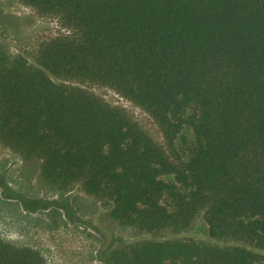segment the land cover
Masks as SVG:
<instances>
[{"label": "trees", "instance_id": "obj_1", "mask_svg": "<svg viewBox=\"0 0 264 264\" xmlns=\"http://www.w3.org/2000/svg\"><path fill=\"white\" fill-rule=\"evenodd\" d=\"M15 1L67 33L34 54L0 41V144L48 189L80 186L105 202L122 228L177 234L203 212L219 243L145 238L103 263L264 264V0ZM86 83L148 114L166 148L73 85ZM184 128L193 142L182 160ZM0 264L46 263L0 239Z\"/></svg>", "mask_w": 264, "mask_h": 264}, {"label": "rangeland", "instance_id": "obj_2", "mask_svg": "<svg viewBox=\"0 0 264 264\" xmlns=\"http://www.w3.org/2000/svg\"><path fill=\"white\" fill-rule=\"evenodd\" d=\"M66 33L56 18L39 17L15 0H0V41L12 55L21 51L34 54L38 42ZM73 85L123 108L145 133L166 148L157 125L139 107L109 88L90 83ZM192 142L191 131L184 128L175 140V154L185 160ZM40 202L45 205L41 207ZM162 204L167 205V199L163 198ZM108 211L105 202L85 194L80 186L66 194L48 189L38 179L34 166L0 144V239L36 250L46 264H104L102 258L111 250L145 238L219 244L209 238L203 212L186 231L147 236L107 219Z\"/></svg>", "mask_w": 264, "mask_h": 264}]
</instances>
